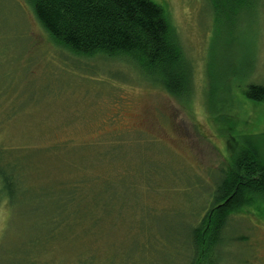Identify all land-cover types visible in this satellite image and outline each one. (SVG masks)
I'll use <instances>...</instances> for the list:
<instances>
[{
	"label": "rangeland",
	"instance_id": "obj_1",
	"mask_svg": "<svg viewBox=\"0 0 264 264\" xmlns=\"http://www.w3.org/2000/svg\"><path fill=\"white\" fill-rule=\"evenodd\" d=\"M152 1L168 11L194 66L190 100L153 88L125 60L63 55L26 0H0V103L11 101L7 115L15 117L10 147L41 148L52 135L110 143L70 152L86 159L76 165L97 182L109 231L69 244L65 233L52 242L51 228L40 225L53 210L48 185L62 188L58 174L71 165L65 155L54 179L52 167L40 170L50 179L20 198L19 220L0 211V264H190V233L213 179L245 137L264 145V104L243 92L264 85V0L245 20L241 11L215 12L211 0ZM228 229L218 264H264V215H236Z\"/></svg>",
	"mask_w": 264,
	"mask_h": 264
},
{
	"label": "trees",
	"instance_id": "obj_2",
	"mask_svg": "<svg viewBox=\"0 0 264 264\" xmlns=\"http://www.w3.org/2000/svg\"><path fill=\"white\" fill-rule=\"evenodd\" d=\"M26 2L53 48L63 55L86 60L97 57L125 60L147 77L153 88L179 100L193 98L194 66L185 54L168 11L152 0ZM211 2L215 12L222 9L224 15L228 10L230 13L241 11L244 20L254 14L260 3L259 0ZM243 92L249 101L264 104V85L249 83ZM9 102L0 103V211H4L11 221L19 220L15 206L20 198L26 199L29 190L37 189L39 181L50 179L47 172L42 174L40 170L52 167L56 170L54 179L68 155L71 165L65 166L66 172L58 174L62 188L60 184L48 185L50 196L47 197H50L53 210L49 205L40 225L51 228L52 242L59 241L60 233H65V241L69 244L99 241L102 234L109 231V217L105 215L104 202L97 205L98 199L94 197L97 182L82 178L76 165L86 159L75 155L73 159L70 152L110 143L81 144L52 135L41 148L20 144L10 147V143L16 141H12L15 135L10 131L15 117L7 115L13 108ZM245 138L244 144L236 141L238 145L228 165L221 170L218 180L213 179L209 202L190 233V264H218L231 219L251 210L264 215V145L256 138ZM30 151L35 153L25 155ZM84 152L89 154L91 150ZM34 202L40 203L38 196Z\"/></svg>",
	"mask_w": 264,
	"mask_h": 264
}]
</instances>
